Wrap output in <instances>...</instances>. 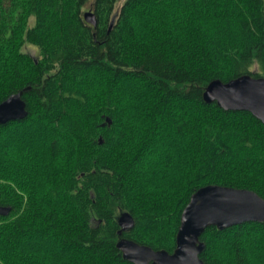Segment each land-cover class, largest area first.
<instances>
[{
	"label": "trees",
	"instance_id": "trees-1",
	"mask_svg": "<svg viewBox=\"0 0 264 264\" xmlns=\"http://www.w3.org/2000/svg\"><path fill=\"white\" fill-rule=\"evenodd\" d=\"M119 2L0 0V103L29 88L0 125V264H132L118 240L172 253L199 188L264 199V124L202 97L264 78V0ZM200 241L204 264H264V223Z\"/></svg>",
	"mask_w": 264,
	"mask_h": 264
},
{
	"label": "water",
	"instance_id": "water-1",
	"mask_svg": "<svg viewBox=\"0 0 264 264\" xmlns=\"http://www.w3.org/2000/svg\"><path fill=\"white\" fill-rule=\"evenodd\" d=\"M83 19L94 27L97 24L92 11L85 12ZM28 90L12 94L0 103V125L26 118L23 93ZM202 97L204 102H215L224 111H246L264 124V78L243 75L225 83L213 80ZM10 212V207L0 206V216L6 217ZM117 223L119 237L134 227L128 212L120 213ZM245 223H264V199L251 190L207 185L195 191L184 207L172 253L122 237L116 247L123 259L132 264H204L199 257L205 248L200 241L204 231L209 227L221 231Z\"/></svg>",
	"mask_w": 264,
	"mask_h": 264
},
{
	"label": "rangeland",
	"instance_id": "rangeland-1",
	"mask_svg": "<svg viewBox=\"0 0 264 264\" xmlns=\"http://www.w3.org/2000/svg\"><path fill=\"white\" fill-rule=\"evenodd\" d=\"M122 2H123V0H120V2L117 4V7H119ZM87 11H89V10L87 8H85L84 12H87ZM22 51L24 53L30 54L32 57H36L37 56V49L34 48L33 46L26 45V46H24Z\"/></svg>",
	"mask_w": 264,
	"mask_h": 264
}]
</instances>
